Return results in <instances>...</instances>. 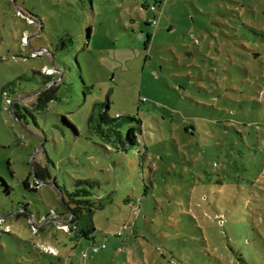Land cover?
Wrapping results in <instances>:
<instances>
[{"label": "rangeland", "instance_id": "374dc122", "mask_svg": "<svg viewBox=\"0 0 264 264\" xmlns=\"http://www.w3.org/2000/svg\"><path fill=\"white\" fill-rule=\"evenodd\" d=\"M143 2L0 0V264H264V0H164L157 25ZM107 100L139 122L126 150L89 131ZM77 179L94 242L71 239Z\"/></svg>", "mask_w": 264, "mask_h": 264}, {"label": "trees", "instance_id": "16d2710c", "mask_svg": "<svg viewBox=\"0 0 264 264\" xmlns=\"http://www.w3.org/2000/svg\"><path fill=\"white\" fill-rule=\"evenodd\" d=\"M163 3L164 0H144V2L141 5L145 10L152 12L154 14L153 16L154 18L157 16L158 11H160V7L162 6ZM90 5H91V0H90ZM151 6H153L154 9H151ZM150 20L151 19L147 20L146 23L147 25H152ZM90 37H91V30L90 33H88V36H86L85 38V42H86L85 49L86 48L89 49L90 47V43H88ZM147 38H149V34H147ZM68 39L69 40L71 39L69 34H66V36H60V38L55 44L56 48L63 49L66 46ZM145 45L147 48L148 43L145 42ZM45 76L49 77V79L45 83L50 85L48 89L40 90L37 93V95L32 97V101H31L32 103H29V105L34 109L45 108L48 106V103L50 101L57 99L54 89V87L56 86V82H54L55 84L54 83L52 84V80L50 79L52 75H45ZM62 77H63V72L60 71L59 80H61ZM11 105L13 107L14 116L18 120H21L22 115L18 103L11 102ZM23 109L25 114L28 113L32 118H34L31 110H29L28 107H24ZM108 110H109L108 100L106 102L95 103L91 109V114L87 120L89 131L92 134H96L97 136L100 137L103 148L107 151L113 149L116 152H119L121 148L123 150H126L128 147L137 143V131L138 130L140 131L141 128L136 126H131L126 130V132H123L122 127L125 124H132L133 122H138V121L134 117H124L120 114H117L115 117L110 116L108 114ZM73 129L74 131L78 130L76 125H73ZM33 171L35 173V178L41 182H45L51 178L47 169L44 168L43 166H36V168L33 169ZM10 174L13 176V171L10 170ZM0 184L3 187H5L4 194L10 196L11 187H9L7 184L5 185V181L2 180L1 178H0ZM21 184L25 190L27 189L30 191H37L39 189L37 186L38 183L32 182L33 185H31V181H29V178L23 180ZM91 184L92 183L87 180L77 179L74 182V187L71 190L68 189L60 190L62 196L65 192L68 197V201L64 200L66 204L72 207L73 217H71L70 215L68 216V219L70 221L69 228L71 230L70 232L72 233L71 239L72 240L76 239V243L78 242V244L81 242L79 240L82 239L91 240L92 238L93 241L94 239L93 234L95 231H97L93 222V213L96 210L102 209L104 206V204L99 199H96L94 197L93 192L91 191V186H92ZM9 203L11 204V206H13L12 201ZM19 204L23 205L29 203L19 202L18 204H16V206L19 207ZM23 207H25V205H23ZM5 212L8 213L9 210H6ZM25 214H26L25 211L18 213V215H25ZM120 234L121 232L118 233V235ZM93 246L96 245L94 244ZM49 254L54 257H58L56 253H49Z\"/></svg>", "mask_w": 264, "mask_h": 264}, {"label": "built area", "instance_id": "2783aa9c", "mask_svg": "<svg viewBox=\"0 0 264 264\" xmlns=\"http://www.w3.org/2000/svg\"><path fill=\"white\" fill-rule=\"evenodd\" d=\"M151 9H154V7L151 6ZM150 21H151V23L153 25H157L158 24L156 17H154ZM105 246H106L105 244H101V245H98V246L96 245V246L91 247V250L93 252H98L101 248H105ZM52 251H54V250L53 249H50L48 252L51 253ZM84 257H87V254L86 253L84 254Z\"/></svg>", "mask_w": 264, "mask_h": 264}]
</instances>
